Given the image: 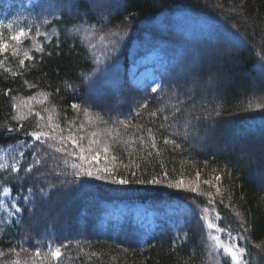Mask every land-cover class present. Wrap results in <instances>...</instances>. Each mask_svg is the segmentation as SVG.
Segmentation results:
<instances>
[{"label": "trees", "instance_id": "1", "mask_svg": "<svg viewBox=\"0 0 264 264\" xmlns=\"http://www.w3.org/2000/svg\"><path fill=\"white\" fill-rule=\"evenodd\" d=\"M20 28L30 34L15 45V54L9 37ZM0 35L9 43L0 55V164L11 165L24 153L18 175L0 168V192L9 187L24 208L16 217L0 210V264H215L217 254L221 264L225 259L231 264L211 249L201 217L213 219L228 236L238 228L246 237L243 258L264 264V184L254 177L259 171L264 176V0H34L29 5L0 0ZM180 44L181 62L170 75H160L156 93L150 85L139 90L130 84L129 66L138 57L165 54ZM187 49L195 57L187 82H199L189 95L171 79L184 77L179 74L189 61ZM202 50L214 66L201 61ZM25 52L32 59L22 67ZM88 94L95 107L86 104ZM144 103L147 108L138 106ZM50 116L57 135L71 130L82 138L86 156L90 141H97L92 155L101 151L105 167L115 169L117 178L131 180L132 170L141 180L164 173L166 178L159 185H111L88 177L82 184H60L57 171L73 172V164L87 166L88 161L57 153L62 145L56 141L41 144L25 135L38 124L48 125ZM185 125L191 127L187 139ZM8 128L24 131L8 133ZM225 132L243 144L255 138L263 144L254 146L259 149L255 157L250 152L251 158L240 161L236 155L242 145L220 141L224 151L219 152L205 147L207 139ZM33 152L47 155L28 174L23 169L32 163ZM181 179L184 185L197 181L198 192L167 187ZM29 187L35 195L24 205ZM209 192L211 198L200 194ZM128 209L151 214L130 221ZM107 212L110 220L103 218ZM185 234L186 239H176ZM56 248L58 260L51 257Z\"/></svg>", "mask_w": 264, "mask_h": 264}, {"label": "snow or ice", "instance_id": "2", "mask_svg": "<svg viewBox=\"0 0 264 264\" xmlns=\"http://www.w3.org/2000/svg\"><path fill=\"white\" fill-rule=\"evenodd\" d=\"M38 7V5H34L33 6ZM44 23H48L47 19L44 20ZM9 27H11V25H9ZM29 31H25L24 28H20L19 30L15 31L14 34H12L9 37V41L11 42H15V44L13 45V52L15 54H18V50L15 47V45H19L24 38L29 36ZM36 34L37 36L41 35L39 28L36 29ZM46 35V34H45ZM9 49V43L6 42L3 39V36L0 35V55H3L4 53H6ZM39 51H43V48L40 47L38 48ZM32 57H30L28 55V53H24V59H21L19 61L20 65L23 67L25 65V60H31ZM2 63V62H0ZM261 69L262 71H264V64L261 65ZM114 78H115V74H114ZM85 81L88 83L89 88L92 87V83L91 81L88 80V78H85ZM162 87V85L160 83H156L155 86L151 87V92L152 93H156L158 91V89H160ZM139 107H143V108H147L148 105L147 103L138 105ZM15 107V105L13 106ZM71 107L75 110H79L80 109V105L73 103L71 105ZM181 109L176 108V112H180ZM137 115H139V113H136ZM39 115V114H37ZM151 115L155 116L157 115L156 112L151 113ZM41 119H43V117H40ZM168 117L165 116V120H167ZM51 116L49 117V124L48 125H37V129L38 130H34V131H25V135L27 137H30L31 140L39 142L41 144H48L49 140L52 141H56L57 143L61 144L62 147H57L55 149V151L57 153H65L70 157L73 158H78L81 161H88L87 166L85 165H76L73 164L72 168H73V172H67V170H60L57 171L55 173L56 175V179L59 180V183L62 185H67V184H71L74 181L78 182V183H83V177H88L90 179L96 180V181H102L106 184H111V185H128L132 182H135L137 184H156L159 185L162 183V180L166 178L167 173H164V175L161 178H155L153 177L152 179H148V180H141V179H137L136 178V171L132 170L130 172V175L132 177V179H128L126 177H121V178H117V176L115 175V169L113 168H109V167H104V168H99L96 165L99 164L100 162V152L96 151V153L94 155H92V144L97 143V141L93 140L90 141L89 144V148H88V153L89 156L91 157L89 159V156L85 155V148L82 146L81 144V140L82 138H78L76 135L71 133V130H69V135L64 136L63 135V131H61V133L59 135L56 134V127H58V125H53L51 123ZM121 123H124V121H121ZM45 127L49 128V131L44 130ZM8 133H13V132H17V131H24L23 128H8L6 130ZM191 133V127L188 125H185V132H184V136L185 139H187V137L190 135ZM95 135V134H93ZM70 142L71 144V148H68V143ZM168 139L165 138V143H168ZM23 144H25L27 147L32 148L35 147V145L32 144H28L27 141H23ZM141 144H143V140H141ZM49 147H51V145L49 144ZM152 147L155 148L156 145L153 142ZM176 148L181 147V145L179 144H175ZM77 151L79 152V156L77 157ZM104 153L107 154L108 152V146L106 145L103 149ZM47 153H43V155L39 154L38 152H33L32 156H33V160L32 163L29 164V166L25 169H23L25 171V173L31 174L33 172L34 169H37V166L42 165L43 163V156H46ZM149 156H151V152L149 153ZM20 157L21 159L24 157V153L21 152L20 153ZM21 159H16L15 157H13V162L11 163V165H6V164H0V168L2 169H8L10 168L11 173L17 174L21 171L22 168V164H21ZM105 159H107V156L105 155ZM94 169V170H93ZM38 170V169H37ZM46 175V173H40V176H44ZM69 177H71V179H69ZM40 177L38 176L37 179H39ZM197 178L199 179V173H197ZM215 180L216 181H220L221 180V176L220 175H216L215 176ZM205 184H209L210 181L205 180L204 181ZM167 187L169 188H184V181L181 179L179 181H176L175 183H168ZM191 192L196 193L198 192V186H192L189 189ZM43 191V190H41ZM220 189L217 187V194L219 193ZM10 192V188L9 187H5L3 189V194L6 196L7 194H9ZM201 195H207L208 197H212V193H200ZM35 192L33 190V188L29 187L27 189V194L23 196V203L24 205H28L30 203H32V201L30 200V197L34 196ZM3 201L0 200V206H3ZM195 203V201H194ZM214 203V201L212 199H209V204ZM24 211V208L20 205L19 202H13L8 211H7V215L9 217H13V216H18L19 214H21ZM208 209H205V212H207ZM202 220H204V223L207 227V229L209 230V239H211L212 241L215 242L214 244V249H223V253L225 257L230 258L231 264H249V262L247 260H245L244 254H245V248L244 247H240L237 244H233V243H229V244H223L221 237L218 235H211L212 232H221L223 231V229L219 228L216 224H214L211 219L207 218V217H201ZM217 219H219V217H217ZM15 223H20L19 220H16ZM229 237L230 240H245L246 237L244 235H238L236 237H233L231 235V233H229ZM187 238V234H185L183 237L177 236V240H184ZM13 251H15V249H13ZM262 251H264V249H262ZM40 250L37 249L36 250V255L40 256ZM61 256V251L60 248H56L55 250L51 251V257L54 260H58ZM213 259L215 261V264H221V258L220 256L214 255ZM223 264H228L227 259L224 260Z\"/></svg>", "mask_w": 264, "mask_h": 264}, {"label": "rangeland", "instance_id": "3", "mask_svg": "<svg viewBox=\"0 0 264 264\" xmlns=\"http://www.w3.org/2000/svg\"><path fill=\"white\" fill-rule=\"evenodd\" d=\"M27 4H29L30 1H33V0H25ZM101 13V12H100ZM183 45L180 44L176 47H182ZM176 47H174V49L170 50L168 52V60H166V62L164 63L165 66H168L170 63V59L173 60L174 58L177 57V55L179 53H181L180 50H178ZM185 56H187L185 59L189 60L187 61L186 63L184 64H181V69H182V72L179 74V75H182L183 74V78L181 77H173L171 79L173 80H176L175 83L180 87V91L183 93V94H187L189 95L191 93V91L193 89H196L198 88V83L196 82H192L190 81L189 84H188V79L193 75L192 72H193V66L195 64V57L193 56V53L191 50H186L185 51ZM201 61L203 60V63L208 67L210 65L214 66L215 63L208 59L210 58L209 55H207V53H204V50H202V53H201ZM194 59V62H192V60ZM161 58L154 54V53H151V54H148L147 56L145 57H141L139 58L137 61L133 62V64L131 66H129V70H128V78H129V81H130V84L133 86V87H142L144 86L145 84L147 83H151L152 86H155L156 84V81H157V70L159 69L160 65H161ZM189 70V71H187ZM171 73H169L170 75ZM192 74V75H191ZM258 79H260L258 77ZM188 84V85H187ZM205 86H207L205 83H201ZM184 85V86H182ZM127 92V86H124V88L121 90V93L122 94H125ZM172 95H174V93H172ZM96 99H94L90 94H88L87 98H86V104L88 106H94ZM100 108H102L103 110H105L103 112L104 116H108L107 114V105L106 104H102L99 106ZM208 135H211V134H205L204 136L206 138H208ZM222 141V142H225V143H229V144H233L237 147L241 146L240 147V155H236L238 161H240L242 159V157L244 156H248L250 157V155L252 154L251 157H255L257 154H258V148L254 147L255 145H257L258 143L259 144H263V141L262 139H259V138H255L253 139L252 141H249V143H242L240 142L239 140H235L232 138V136L228 133H224V134H220L219 136H216V137H213L212 140H208L207 139V143L205 144V147H208V148H213L214 152H219V151H224L223 149L221 150V146L219 144V142ZM235 143V144H234ZM190 144L194 147L195 142H194V139H192V141L190 142ZM247 144V145H246ZM204 146V145H203ZM218 147V148H217ZM248 148H251L252 151H249ZM100 152V162L98 165H96L97 167H105L106 164L102 161L103 160V156H102V152ZM251 152V154H249ZM250 157V158H251ZM90 159V158H89ZM262 172L259 171V172H256L255 174V178L257 179V182H259L260 184H264V176L261 175ZM198 182L197 181H192V183H186L185 184V187L183 189H190V187L192 186H198ZM0 200H2L4 203H3V206H0V210H3L5 212L8 211L10 205L13 203L12 201V195H11V192H9V194H7L6 196L3 194V191L0 193ZM211 209V207H210ZM209 210V209H208ZM140 215V211H136L134 212V217L135 216H139ZM212 222H214L213 219H211ZM204 222V220H203ZM204 226L205 223H204ZM61 231V230H59ZM62 233V231H61ZM216 232H212L211 235H215ZM243 234L242 232H240V230L237 228L235 229V234L234 233H231V235L233 237H236L238 235H241ZM209 233H208V243L210 244V247L213 251L215 252H219V253H223V249L220 248V249H214V244L215 242L212 241L211 239H209ZM217 235L221 237V240L223 242V244H229V243H233V244H237L238 246H242L243 243H244V240H230V237L226 234H224L222 231L221 232H217ZM244 235V234H243Z\"/></svg>", "mask_w": 264, "mask_h": 264}, {"label": "bare ground", "instance_id": "4", "mask_svg": "<svg viewBox=\"0 0 264 264\" xmlns=\"http://www.w3.org/2000/svg\"><path fill=\"white\" fill-rule=\"evenodd\" d=\"M188 232V231H187ZM175 237V236H174ZM177 237V236H176ZM138 249V248H137ZM208 259V258H207Z\"/></svg>", "mask_w": 264, "mask_h": 264}]
</instances>
